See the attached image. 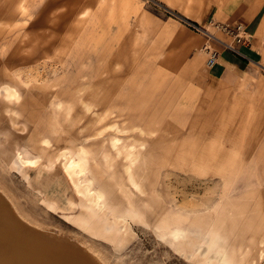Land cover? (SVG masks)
I'll list each match as a JSON object with an SVG mask.
<instances>
[{"label": "rangeland", "instance_id": "374dc122", "mask_svg": "<svg viewBox=\"0 0 264 264\" xmlns=\"http://www.w3.org/2000/svg\"><path fill=\"white\" fill-rule=\"evenodd\" d=\"M239 1L0 0V149L21 156L0 153V191L18 216L103 264H264V0L242 54L206 33L233 41L212 27Z\"/></svg>", "mask_w": 264, "mask_h": 264}, {"label": "bare ground", "instance_id": "6f19581e", "mask_svg": "<svg viewBox=\"0 0 264 264\" xmlns=\"http://www.w3.org/2000/svg\"><path fill=\"white\" fill-rule=\"evenodd\" d=\"M214 25L215 26H213L212 28L218 29L221 32L223 31L222 27L224 26L222 25L224 24L215 22ZM206 33L212 36L215 41L217 40L218 43H224V46L227 44H234V40H236L237 37H247V35H245V29L243 25L237 30L234 29L235 35H229L233 39V41L231 42L224 41L217 35H214L209 31H207ZM214 52H216V50H208L209 58L214 55ZM218 57L216 54V62ZM19 97L20 96L16 90L9 91L8 93V98L10 101H17ZM85 108L87 111H90L93 106L85 103ZM10 123L12 124L13 128L16 129V125L18 123L16 122L13 114H10ZM44 143L46 145H49L48 140L44 141ZM0 153L4 156H7L8 153H12L11 155H15L17 159H21V156L18 154V150L14 148L11 152V149L4 144H2ZM78 153H80L81 156H85L87 154V150L82 147L78 149ZM34 161L35 157L34 159L30 157H26L23 159L24 163L33 164ZM129 167L127 169L128 181L130 182V184H133L135 186V189L137 191L143 192L137 181L138 174H134ZM67 168H69V166ZM92 182L93 181H91V179H87L86 185L81 193L87 195L88 199L93 204L99 205L100 193L95 192L94 194H90L89 192L92 187ZM63 216L66 217V219H73L74 213H63ZM130 216L131 215H124L123 223H125L130 218ZM115 219H117V217ZM90 224L91 219L89 218H84V220L82 221V225H84L85 227H88ZM46 230H43L37 226H33L29 222L23 220L20 216H18L12 204L9 203L7 197L3 194V192L0 191V264H103L98 257L93 255V253L91 254L86 249H83L76 241H73L69 237L66 238L64 236L58 235L57 233L53 232L54 230L48 229L50 232ZM170 232L175 239L184 234L183 230L181 231L171 229ZM92 234L96 236L99 235L97 229L95 230V232H92ZM213 246L214 245L208 246V250L210 252L213 249ZM216 251V253L214 252L215 257L220 259L224 251L223 249ZM186 256L187 258H189L191 255Z\"/></svg>", "mask_w": 264, "mask_h": 264}, {"label": "crops", "instance_id": "0c3cea01", "mask_svg": "<svg viewBox=\"0 0 264 264\" xmlns=\"http://www.w3.org/2000/svg\"><path fill=\"white\" fill-rule=\"evenodd\" d=\"M256 6H257V4H254L253 0H240L227 13L226 19L230 23L231 22L232 23L241 22L244 24L243 27H245L246 24H249L256 19V16L259 12L258 11L259 8ZM248 33L245 32V34H247V37H248ZM230 39H231V37H230ZM224 58H225L224 55L223 56L221 55V60L218 58V63L214 66L215 69L213 71L210 70L211 71L210 75L213 72V74H216V77H215L216 79H217L218 75L219 76L221 75V78H224V76L226 75V73L224 71L227 70L226 64L229 62H226L227 60L224 61ZM210 69H213V68L210 67Z\"/></svg>", "mask_w": 264, "mask_h": 264}, {"label": "built area", "instance_id": "2783aa9c", "mask_svg": "<svg viewBox=\"0 0 264 264\" xmlns=\"http://www.w3.org/2000/svg\"><path fill=\"white\" fill-rule=\"evenodd\" d=\"M238 25H231L230 23H225L224 25H222V26H224V27H222L223 28V32H225V33H227L228 35H235V33H234V29H239V28H241V26H242V24H240V23H237ZM234 26H237V27H234ZM234 28V29H233ZM237 37V36H236ZM245 37H241V38H239V37H237L236 38V40L239 42V41H242L243 39H244ZM226 47L227 48H229V49H233L235 52H237V53H239V54H242V52H241V50L240 49H237L236 48V46L234 45V44H227L226 45ZM218 51L216 50V52H214V55L213 56H211L209 59H208V62H207V64L210 66V67H213V65H215V62H216V54H217V57H218V53H217ZM213 53V52H212Z\"/></svg>", "mask_w": 264, "mask_h": 264}]
</instances>
